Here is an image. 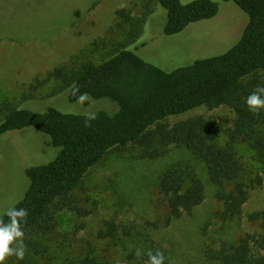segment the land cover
I'll use <instances>...</instances> for the list:
<instances>
[{"label": "trees", "instance_id": "16d2710c", "mask_svg": "<svg viewBox=\"0 0 264 264\" xmlns=\"http://www.w3.org/2000/svg\"><path fill=\"white\" fill-rule=\"evenodd\" d=\"M155 1L167 9L164 28L167 35L180 33L191 23L213 18L220 10L215 0ZM225 1L235 2L248 20L239 41L222 54L165 70L130 48L142 36L153 11L135 17L130 9L122 7L116 11L111 28L121 32V39L113 43L107 58L98 63L81 60V56L88 57L100 49L102 43L99 47L95 41L93 49L84 50L69 63L35 77L22 94L23 99H38L69 88L71 101L77 102L82 93L94 99L109 98L118 105L114 112L100 110L92 119L93 115L67 113L55 107L36 112L20 108L12 100H0V138L33 127L49 135L59 147L53 160L26 169L30 185L14 208L27 209V222H20L27 248L24 259L15 256L11 264H24L29 252L41 249V234L49 228L48 221L57 211L75 209L74 194L93 167L112 150L133 143L144 148L147 158L161 157L171 144L189 150L204 162L210 180L218 188L221 216L232 220L242 214L250 188L261 185L263 180L257 175L248 181L249 166L242 148L244 145L253 151L252 158L264 164V109L253 113L246 103L264 77V0ZM221 105H228L235 112L234 123L224 131L223 139L215 118L197 116L174 125L164 122L172 115L200 106ZM160 191L167 202L169 221L191 213L206 197L205 183L197 166L187 160H178L164 171ZM250 219L262 221L264 228V210L251 213ZM0 220L3 226L11 224L10 215L5 213L0 215ZM116 232L117 227L111 224L101 236L115 238ZM128 235L127 242L134 249L123 264H148V253L155 255L157 251L163 253L165 264H172L167 251L149 238L135 239L131 233ZM127 242L121 241L126 247ZM138 251L140 256L136 255ZM211 257L223 264H264V233H247L237 243H225ZM112 258L97 254L90 245L80 264H116Z\"/></svg>", "mask_w": 264, "mask_h": 264}, {"label": "rangeland", "instance_id": "374dc122", "mask_svg": "<svg viewBox=\"0 0 264 264\" xmlns=\"http://www.w3.org/2000/svg\"><path fill=\"white\" fill-rule=\"evenodd\" d=\"M215 1L220 5L216 16L167 35V9L155 0H0V100H12L18 107L36 112L50 107L86 115L100 110L114 112L118 105L109 98L89 96L90 101L83 103L71 101L69 88L38 99H23L22 94L35 77L93 49L95 41L99 47L102 43L100 49L88 57L81 56V60L98 63L107 58L113 43L121 39V32L111 28L116 11L122 7L130 9L135 17L153 11L142 36L130 48L165 70L222 54L239 41L248 16L233 1ZM258 85L264 86V77ZM260 96L263 99L264 93ZM197 116L217 119L223 139L224 131L234 123L235 112L228 105L200 106L164 122L174 125ZM169 146L168 152L157 158L144 157V148L137 143L107 154L76 190L75 209L63 208L49 219V228L41 234V249L29 252L24 264H80L90 245L97 254L112 255L116 264H123L134 249L127 242L128 233L135 239L149 238L165 249L172 264H223L211 256L225 243H237L247 233H264L263 222L250 219L251 213L264 210V164L252 158L253 151L243 145L248 181L261 175L262 184L250 188L242 214L230 220L221 216L218 188L210 180L204 162L184 147ZM58 152L51 137L33 127L0 138V215L12 210L25 196L30 185L26 169L53 160ZM178 160L197 166L206 197L191 213L169 221L160 179ZM111 224L117 227V237H102L101 232L106 233ZM123 240L127 247L121 243ZM13 257L4 264H11Z\"/></svg>", "mask_w": 264, "mask_h": 264}, {"label": "clouds", "instance_id": "9594fccd", "mask_svg": "<svg viewBox=\"0 0 264 264\" xmlns=\"http://www.w3.org/2000/svg\"><path fill=\"white\" fill-rule=\"evenodd\" d=\"M260 93H264V86L257 85L255 90L247 97L246 103L253 113H258L259 110L264 109V99L261 98ZM90 99L88 93H82L78 96L77 102L83 103L86 100L90 101ZM91 118L94 119L95 116L93 115ZM5 214L10 215L11 224L3 226V220H0V264H4L6 259L13 255L18 260H23L27 248L23 240L24 232L20 223L21 221L27 222V209L20 208L16 210L13 208ZM13 245L17 246L13 247ZM136 255L140 256L141 253L138 251ZM148 256V264H165V257L162 252L157 251L155 255L149 252Z\"/></svg>", "mask_w": 264, "mask_h": 264}]
</instances>
